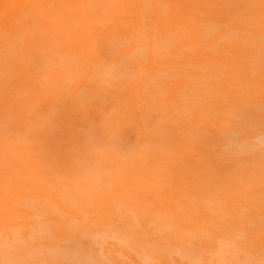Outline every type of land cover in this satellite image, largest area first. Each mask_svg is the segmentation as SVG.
Returning a JSON list of instances; mask_svg holds the SVG:
<instances>
[{"label": "bare ground", "instance_id": "1", "mask_svg": "<svg viewBox=\"0 0 264 264\" xmlns=\"http://www.w3.org/2000/svg\"><path fill=\"white\" fill-rule=\"evenodd\" d=\"M263 1L0 0V55L7 66L0 74L8 71L0 75V127L14 134L0 131V158L13 153L10 143L20 139L15 129L23 135L25 127L33 126L18 99L33 96L27 107L34 120L44 122L47 112L45 126L67 125L75 136L73 148L57 146L48 153L49 171L62 179V152L69 162L99 164L85 179L103 175L113 179L114 187L97 209L110 214L121 201L142 217L154 206L165 220L159 227L150 219L124 223L137 235L150 233L145 245L138 243L143 259L172 264L168 251L189 247L180 255L192 264H210V254L233 241L234 252H264V47H258L261 39L252 31L235 37ZM138 2L141 8L135 7ZM17 50L23 61L12 70ZM15 70L22 75H14ZM153 78L164 81L147 83ZM18 88L29 90L19 93ZM135 90L137 98L143 92L148 97L133 99L132 107L128 99ZM119 93L120 101L110 98ZM72 110L78 114L73 119L67 115ZM136 111L155 137L156 160L128 146L138 138H120L134 124ZM132 129L135 135L144 130ZM80 130L98 144L87 146ZM109 131H115L110 141ZM42 150L37 148V155ZM145 174L149 177L142 178ZM37 181L44 183L40 177ZM107 182L93 192L105 198ZM35 232L20 236L5 228L3 238L23 243V253L31 245L44 246ZM50 232L55 241L62 239V231ZM97 234L93 245L98 248L107 231L101 228ZM65 252L68 247L58 243L45 253L27 250L23 255L2 241L0 264H56ZM99 255L87 264H108Z\"/></svg>", "mask_w": 264, "mask_h": 264}, {"label": "rangeland", "instance_id": "2", "mask_svg": "<svg viewBox=\"0 0 264 264\" xmlns=\"http://www.w3.org/2000/svg\"><path fill=\"white\" fill-rule=\"evenodd\" d=\"M17 1L8 0V4L17 3ZM262 6V9L255 16L250 17L248 26L240 30L235 36L244 37L246 33L252 31L259 35L261 39L257 43L259 48L264 47V39L261 37L264 33V1ZM135 7L141 8V3L138 2ZM23 55L21 50H17L12 61V70L20 67ZM183 59L181 58L179 62L183 61ZM4 63L2 55H0V68H7ZM137 65L136 62L133 63V67ZM145 66H149L148 61H145ZM151 69L154 70L153 68ZM7 74L8 71L5 69L0 75ZM205 74L208 73L206 72ZM14 75L21 76L22 73L19 70H15ZM163 81L164 79L162 78H153L147 83L155 84ZM155 89H157V86L152 88V90ZM28 90L29 88H18L19 93ZM152 90L147 88L146 92H151ZM135 93L130 94L128 99L132 107L136 105L139 99L148 97L143 92L142 96L137 98V90H135ZM31 98L33 96L29 95H19L18 97L22 102V110L27 114L26 121L32 123L33 126L25 127L23 135L19 134L21 132L20 129H15L20 139L18 142L10 143L9 149H12L13 153L4 156V159L0 158V247L2 241H5L8 242V250H12L13 253L26 255L27 250L45 253L49 246H55V244L59 243L60 246L68 247V252L64 253L65 255L62 259H56V264H87L88 259L100 256V253L108 264H161L157 260H149V258L145 260L140 256V254L143 256L144 251L139 249L138 243L144 244V239L151 238L150 233L143 236L137 235L132 228L124 224L127 222L137 225L150 219L156 227L161 226L165 220L161 216L157 217L158 213H156L154 206H151L152 210L141 217L138 213L134 215L133 209L125 202L119 201V204L113 208L112 213L104 214L101 208H97L113 194L111 190L114 185L110 181L113 179L103 175H98V178H92L90 182L85 179V176L90 171L100 168L99 164L91 165L88 161L84 163L80 161L69 162L68 156L62 152L58 159L61 162V166H63L62 179L49 171L53 168L48 165V163H51L48 153L53 152L57 146L62 149L73 148L72 141L75 136L71 134L73 130L67 125L60 127L45 126L44 122L48 119L47 112L44 113V122L40 121V117L34 120L31 109L27 107ZM110 98L120 101V93ZM133 99L137 100V102L134 103ZM68 109H75V106L70 105ZM234 109L236 110V105ZM67 115H70L69 118L73 119L78 114L72 110ZM131 119L134 123L130 125L131 129L139 125L141 129H144L142 134L135 135V131L128 127L122 130L120 138L130 141L138 138L136 139L138 142L134 144V141H132L128 146L141 151L142 155L156 160L153 155L155 153L153 152L154 145L152 141L155 137L152 139L149 135V124L144 121L140 111H136ZM63 127H65L64 130ZM0 131L3 134L5 132L14 135L6 125L1 126ZM113 133L115 131H109L105 134L109 141L114 139ZM79 134L82 135L81 138L88 144L87 146L92 143L98 144L96 138L89 137L84 130H80ZM7 141H10V139H7ZM141 141L143 142L142 145ZM40 147L43 148L41 156L36 153V149ZM64 151L72 152V150ZM95 159L93 160L94 163ZM38 177L42 179L43 184L37 181ZM148 177L149 175L142 176V178ZM53 180H55L54 183L49 182ZM106 180L108 182L105 186H108V193L104 198L93 191L96 190L95 187L103 185ZM118 180L125 182L122 176ZM77 183L81 184V186L76 185ZM122 185L120 186V192L125 193L128 190L126 182ZM139 197L141 201L146 199L142 189L139 191ZM156 198V195H152L151 200L154 201ZM7 220L9 223L4 225ZM5 228H8L11 232L18 231L20 236L30 234L32 230L34 232L37 229L38 233L35 232L33 234L36 238H39V242L44 246L40 249L31 245L25 252L20 253L22 247L25 249L24 244L15 239L3 238L6 236L4 235ZM101 228L107 231V237L97 248L93 244ZM50 229L62 231V239L55 241L53 237H50ZM125 229L128 231L126 234L122 232ZM137 231L142 233L141 228H138ZM235 246V241L230 244L223 243L219 245V251L216 250L214 254H210V264H264V252H257L256 255H252L244 248L234 252ZM188 248L169 250L168 253L172 264H176V261L179 264H192L188 257L180 255L181 252L187 251ZM221 254L223 255L222 258L220 257ZM17 255L15 256L17 257ZM45 263H47V260Z\"/></svg>", "mask_w": 264, "mask_h": 264}]
</instances>
